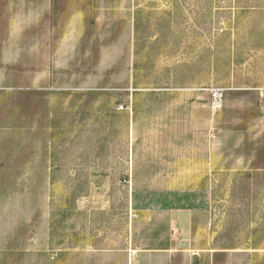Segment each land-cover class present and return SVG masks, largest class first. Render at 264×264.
<instances>
[{
  "label": "rangeland",
  "instance_id": "rangeland-1",
  "mask_svg": "<svg viewBox=\"0 0 264 264\" xmlns=\"http://www.w3.org/2000/svg\"><path fill=\"white\" fill-rule=\"evenodd\" d=\"M27 1L0 0V264H128L167 210L264 264V0Z\"/></svg>",
  "mask_w": 264,
  "mask_h": 264
},
{
  "label": "crops",
  "instance_id": "crops-1",
  "mask_svg": "<svg viewBox=\"0 0 264 264\" xmlns=\"http://www.w3.org/2000/svg\"><path fill=\"white\" fill-rule=\"evenodd\" d=\"M70 7H77V0H70ZM42 3L40 0L27 1L37 7ZM80 5V3H79ZM187 211L170 210L163 215L167 229L163 232L158 229L155 235L147 240L146 248H142L141 253H137L138 244L126 250V260L128 264H210L208 259L192 247L189 224L190 215ZM169 227V228H168ZM171 227V228H170ZM212 264V263H211ZM251 264H259L254 258Z\"/></svg>",
  "mask_w": 264,
  "mask_h": 264
},
{
  "label": "built area",
  "instance_id": "built-area-1",
  "mask_svg": "<svg viewBox=\"0 0 264 264\" xmlns=\"http://www.w3.org/2000/svg\"><path fill=\"white\" fill-rule=\"evenodd\" d=\"M219 95V93L216 91L214 92V97L217 98V96Z\"/></svg>",
  "mask_w": 264,
  "mask_h": 264
}]
</instances>
